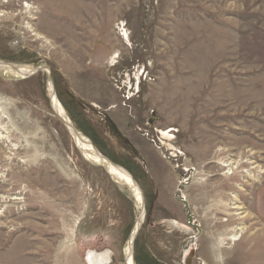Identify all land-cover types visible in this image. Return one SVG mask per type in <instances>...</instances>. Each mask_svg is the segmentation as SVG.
<instances>
[{
  "label": "rangeland",
  "instance_id": "obj_1",
  "mask_svg": "<svg viewBox=\"0 0 264 264\" xmlns=\"http://www.w3.org/2000/svg\"><path fill=\"white\" fill-rule=\"evenodd\" d=\"M0 14V61L47 66L75 131L152 202L133 264H182L194 232L188 264H264V0H0ZM47 79L0 71V264L105 250L125 264L132 197L83 157Z\"/></svg>",
  "mask_w": 264,
  "mask_h": 264
},
{
  "label": "bare ground",
  "instance_id": "obj_2",
  "mask_svg": "<svg viewBox=\"0 0 264 264\" xmlns=\"http://www.w3.org/2000/svg\"><path fill=\"white\" fill-rule=\"evenodd\" d=\"M26 7L27 8H30L31 6L30 5H27L26 4ZM1 15V14H0ZM26 29H28L30 32H32V34L36 35L37 38H42V36L35 32L34 29L32 28L31 25H26L25 27ZM117 29H118V25H117ZM126 32V31H125ZM119 36H121L122 38H124V36H126V39H127V33H120L118 32ZM44 39V38H43ZM125 39V41H126ZM128 41V39H127ZM126 41V42H127ZM124 42V41H123ZM128 43V42H127ZM115 55H113L110 59H109V65L110 67H114L117 65V59H115ZM42 66V65H41ZM37 67H40V66H37ZM37 67H35L34 69H20V71H15L11 68V67H8V66H0V71L2 72V75L5 76V77H9V78H13V79H20V80H23L25 78V76H23V74H27V73H31L33 70H35ZM139 72V71H138ZM140 75V74H139ZM27 78V77H26ZM136 79V78H135ZM138 82V80H137ZM137 88V86H136ZM52 87L48 88V97H49V104H50V108H51V111L53 112V114L63 123L65 124V126L68 125L69 127V131L70 133L72 134V136H76L74 139H75V142H76V145H77V148L81 151V153L83 154V157L90 161L91 163L93 164H98L99 166H102L105 168L106 170V173L109 175V177L115 181V183H117L118 185H121L123 187H125L126 189H128L131 197H132V200H133V204H134V207H135V211H136V214H137V224L136 226L132 229V232L131 234L133 233L134 229L139 225H141L142 223V220H143V217H144V203H143V199L141 197V194H140V191L138 189V186L137 185H134L131 180L128 178V176L120 171L119 169H116V168H111L109 166H106L104 162H102L100 159H98L94 152L92 151V149L86 145V142H85V138L82 137L79 133L78 135L75 133L74 134V129H73V126L72 124L70 123L68 117L66 116L63 108L61 107L60 103L57 101V98L56 96H53L52 94ZM1 105V104H0ZM0 112L2 113L3 116L6 115L5 113V110H4V107L0 106ZM2 117V116H1ZM172 131V130H171ZM169 132V131H168ZM166 131L162 132V135H163V138L165 141H170L169 139L170 138H173L170 133H168ZM159 135L161 136L160 132H159ZM2 138V137H1ZM162 138V139H163ZM3 139V138H2ZM169 147L171 148V145H169ZM173 150V149H172ZM173 157H175L176 155H172ZM225 167L228 166V164L224 165ZM230 172V171H229ZM184 204V203H183ZM233 208V207H232ZM235 208V207H234ZM175 229L179 228L181 230H183L182 228L184 226H180L177 222H172L170 223ZM178 229V230H179ZM239 230V229H238ZM190 232V231H189ZM235 232V231H234ZM131 234H130V237H131ZM186 234V233H185ZM237 233L232 235L228 240L229 242H236L238 240V237H237ZM131 252V249H130V244L127 243L125 248H124V256H125V264H133V258H132V255L129 257L128 253ZM87 254V253H86ZM97 254L93 253V252H89L86 256V260H84L86 262V264H96L94 263L93 261H97ZM128 259V260H127Z\"/></svg>",
  "mask_w": 264,
  "mask_h": 264
},
{
  "label": "water",
  "instance_id": "obj_3",
  "mask_svg": "<svg viewBox=\"0 0 264 264\" xmlns=\"http://www.w3.org/2000/svg\"><path fill=\"white\" fill-rule=\"evenodd\" d=\"M0 66H8V67H11L13 70H14V72L15 71H20V68H16L15 66H12V65H10V64H7V63H5V62H3V61H0ZM40 70H45V71H47V74H48V79H47V87L48 88H50V87H52L53 89H52V94H53V96H55V91H54V86H53V79H52V75H51V71H50V69L47 67V66H40V67H37L35 70H33L31 73H27V74H23V76H25V78L26 77H29V76H31V75H33V74H35V73H37V72H39ZM48 90V89H47ZM64 126H65V124H64ZM68 130H69V127H68V125L67 126H65ZM74 129V128H73ZM77 134L78 135V132L77 131H75V129H74V134ZM73 137L75 138L76 136H74L73 135ZM77 138V137H76ZM85 142H86V145H88L91 149H92V151L94 152V154H95V156L98 158V159H100L102 162H104L105 163V165L106 166H109V167H111V168H116V169H119L120 171H122V172H124L127 176H128V178L131 180V182L134 184V185H137L136 184V182L134 181V179L131 177V175L126 171V170H124L123 168H121L120 166H118V165H116V164H114L113 162H111L110 160H108L106 157H104L95 147H94V145L91 143V141H89L88 139H86L85 138ZM138 186V185H137ZM138 189H139V187H138ZM139 191H140V189H139ZM185 204V203H184ZM185 206L187 207V205L185 204ZM188 218H190V216L188 215ZM190 220V219H189ZM141 226V225H140ZM140 226L138 225L135 229H134V231H133V233L131 234V237H130V239H129V244H130V249H131V252H129L128 253V255H129V257L131 256V254H132V244H133V242H134V240H135V238H136V235L138 234V231H139V228H140ZM105 251H107V250H105ZM105 251H101V252H103V253H109L110 254V258L108 259V262H110L111 263V253L109 252V251H107V252H105ZM85 260H86V256H85ZM128 260V259H127ZM124 262H125V256H124ZM110 263H108V264H110Z\"/></svg>",
  "mask_w": 264,
  "mask_h": 264
},
{
  "label": "flooded vegetation",
  "instance_id": "obj_4",
  "mask_svg": "<svg viewBox=\"0 0 264 264\" xmlns=\"http://www.w3.org/2000/svg\"><path fill=\"white\" fill-rule=\"evenodd\" d=\"M131 84V79L129 80V85ZM124 168H126L125 170L131 175V177L134 179V181L136 182V184H137V178H136V174L132 171V169H130L129 167L127 168L126 166H123ZM135 169H137V168H135ZM138 171V170H137ZM138 185V184H137ZM138 187H139V189H140V186L138 185ZM140 194H141V197H142V199H143V203H145V204H147L148 206V212H149V210H150V207H151V204H152V202H150V201H148V200H146L147 198H146V193H144V191H142L141 189H140ZM154 198V197H153ZM179 200H181V199H179ZM181 202V201H180ZM182 203V202H181ZM145 204H144V213H145ZM185 207V206H184ZM188 211L186 210V219H187V222L184 224V223H181L182 225H184L185 227L187 226L188 228H190V229H192V231H194V230H196L195 228H193L194 226H192L195 222L193 221V222H191V220H192V218L190 217V218H188ZM190 216V215H189ZM190 219V220H189ZM175 222H177L180 226H182L181 224H180V222H178V221H175ZM168 224V223H167ZM170 226V225H169ZM197 232V231H196ZM194 235H195V232H194V234H192V236L189 238V243L187 242L186 243V245H185V247H184V250H182V252H181V262H182V264H188V262H187V259H188V257H191V254H192V252H193V250H192V247H194V245H195V238H194ZM197 236V235H196ZM195 236V237H196ZM194 249H195V247H194ZM196 250V249H195ZM89 252H93V251H88L87 252V254L89 253ZM105 252H107V251H105ZM93 253H95V254H97L96 256H97V261H93L94 263H96V264H108V263H110V262H108V259L110 258V254L109 253H103V252H93ZM193 253H195V252H193ZM87 254H85V256H87ZM195 257V256H194ZM192 258V257H191ZM85 260V259H84ZM189 260V259H188ZM193 262V261H192ZM198 263V262H197ZM198 264H200V263H198ZM204 264V263H203Z\"/></svg>",
  "mask_w": 264,
  "mask_h": 264
},
{
  "label": "built area",
  "instance_id": "obj_5",
  "mask_svg": "<svg viewBox=\"0 0 264 264\" xmlns=\"http://www.w3.org/2000/svg\"><path fill=\"white\" fill-rule=\"evenodd\" d=\"M26 4H27V3H23V4H22L23 10H24V11H28V12H29L30 8H27V7H26ZM130 79H131V78H130ZM130 79H129V80H130ZM131 81H132V79H131ZM135 83L137 84V80H136V79H134V77H133V82H132V84H131V85H132V86H134V85H135ZM138 83H139V82H138ZM126 85H127V86H126ZM131 85H129V83L125 84V87H126V89L130 90V89H131V87H132ZM135 91H137V88H136V90H135Z\"/></svg>",
  "mask_w": 264,
  "mask_h": 264
},
{
  "label": "crops",
  "instance_id": "obj_6",
  "mask_svg": "<svg viewBox=\"0 0 264 264\" xmlns=\"http://www.w3.org/2000/svg\"><path fill=\"white\" fill-rule=\"evenodd\" d=\"M123 41V40H121ZM125 45V44H124ZM125 46H128L127 44ZM115 59H119V55L115 57ZM110 66V65H109ZM115 67V66H114ZM112 68V67H111Z\"/></svg>",
  "mask_w": 264,
  "mask_h": 264
}]
</instances>
